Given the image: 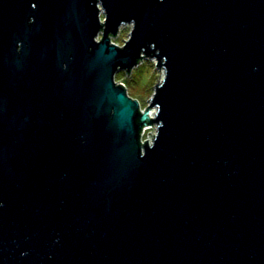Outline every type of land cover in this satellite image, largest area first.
Segmentation results:
<instances>
[{"label": "water", "instance_id": "95a60500", "mask_svg": "<svg viewBox=\"0 0 264 264\" xmlns=\"http://www.w3.org/2000/svg\"><path fill=\"white\" fill-rule=\"evenodd\" d=\"M0 264H264V0H0Z\"/></svg>", "mask_w": 264, "mask_h": 264}, {"label": "rangeland", "instance_id": "374dc122", "mask_svg": "<svg viewBox=\"0 0 264 264\" xmlns=\"http://www.w3.org/2000/svg\"><path fill=\"white\" fill-rule=\"evenodd\" d=\"M132 28L133 23L123 24L118 34L112 37V40L118 45H124L125 41L130 37ZM101 36L102 34H100ZM157 62L156 57H144L130 73L125 69H120L115 75V80L118 83L121 81L126 86L128 94L140 101L142 110L151 103L152 98L150 97L154 94L156 83L161 82L165 76V69L158 66ZM153 110L155 111V109ZM150 130L149 136L148 132ZM155 132L156 126L148 128L143 135V139H151L153 137L152 133Z\"/></svg>", "mask_w": 264, "mask_h": 264}, {"label": "built area", "instance_id": "2783aa9c", "mask_svg": "<svg viewBox=\"0 0 264 264\" xmlns=\"http://www.w3.org/2000/svg\"><path fill=\"white\" fill-rule=\"evenodd\" d=\"M150 127L152 128V127H155V126H146V127L144 128L143 135H144L145 131H146L148 128H150ZM151 139H152V138H151ZM151 139H150V140H151ZM142 140H144V139H143V136H142Z\"/></svg>", "mask_w": 264, "mask_h": 264}, {"label": "bare ground", "instance_id": "6f19581e", "mask_svg": "<svg viewBox=\"0 0 264 264\" xmlns=\"http://www.w3.org/2000/svg\"><path fill=\"white\" fill-rule=\"evenodd\" d=\"M153 113V112H152Z\"/></svg>", "mask_w": 264, "mask_h": 264}]
</instances>
